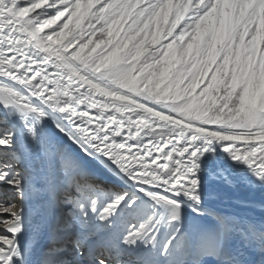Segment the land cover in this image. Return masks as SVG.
Listing matches in <instances>:
<instances>
[{"label": "snow or ice", "instance_id": "snow-or-ice-1", "mask_svg": "<svg viewBox=\"0 0 264 264\" xmlns=\"http://www.w3.org/2000/svg\"><path fill=\"white\" fill-rule=\"evenodd\" d=\"M0 264H264V0H0Z\"/></svg>", "mask_w": 264, "mask_h": 264}]
</instances>
